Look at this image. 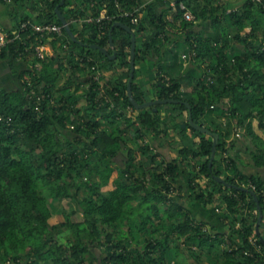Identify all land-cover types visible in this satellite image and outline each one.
<instances>
[{"label": "trees", "instance_id": "16d2710c", "mask_svg": "<svg viewBox=\"0 0 264 264\" xmlns=\"http://www.w3.org/2000/svg\"><path fill=\"white\" fill-rule=\"evenodd\" d=\"M176 1L193 20L154 0L137 27L116 18L99 28L85 19L134 2L65 0L82 45L55 12L60 0H0L11 36L27 20L62 27L28 29L0 52V65L26 66L18 88L0 86V264H264V137L253 125L264 134V0ZM117 21L135 33L134 100L175 102L134 108L131 36L115 26L109 41ZM41 42L51 56H33ZM186 103L193 123L219 136L211 169L213 137L189 124ZM232 185L256 194L258 233L253 196ZM62 200L75 209L50 224Z\"/></svg>", "mask_w": 264, "mask_h": 264}, {"label": "built area", "instance_id": "2783aa9c", "mask_svg": "<svg viewBox=\"0 0 264 264\" xmlns=\"http://www.w3.org/2000/svg\"><path fill=\"white\" fill-rule=\"evenodd\" d=\"M6 2H10V0H4ZM134 3L128 8H124V6H121L117 3V7L120 6L117 12L113 13H107L105 11H101L98 14H92L88 16L85 21L89 23H96L99 25V28L104 27V21H109L112 19L120 18V19H126L130 25L133 27H137L141 16L142 11L144 10L145 6L153 2L154 0H132ZM169 6L171 8V12L181 11L182 12V19L185 21H191L193 20L192 14L187 10L186 5L182 2L177 3L176 0H168ZM171 20V19H170ZM79 21H82V19L79 18ZM118 22V21H117ZM28 29H31L32 34H39L41 37H43L46 33L51 34H62V27L57 26L54 24H45V25H37L31 23L29 20L22 22L18 25L17 33L13 34L12 36L8 33L6 28L0 24V52L4 47H6L7 44L13 42L15 39H17L21 33L27 32ZM134 32V29H132ZM46 44L47 43H38L36 47L34 48L35 53L33 56L38 57L40 59H43L47 56L46 53ZM27 51V49H26ZM92 72L90 73V77L93 79V81L98 82L100 85H102L103 80H101V73L95 69L94 66L91 67ZM102 82V83H101Z\"/></svg>", "mask_w": 264, "mask_h": 264}, {"label": "water", "instance_id": "95a60500", "mask_svg": "<svg viewBox=\"0 0 264 264\" xmlns=\"http://www.w3.org/2000/svg\"><path fill=\"white\" fill-rule=\"evenodd\" d=\"M65 2V0H60V3L59 5L55 8V12L59 18V20L61 21V24L65 30V32L69 35V37L79 43V44H82V45H88V44H83L82 42H80L79 40H77V38L75 37V35L73 34V32L71 31L70 27H69V24L68 22L66 21V19L64 18L63 14L60 12L59 10V7L61 5H63ZM115 26H118V27H121L123 28L125 31H127L130 36H131V47H130V73H129V79H128V82H127V91H128V95H129V99H130V102L132 103V105L134 106L135 109H142L144 107H148L150 105H152L153 103H172V102H175L173 100H156V101H148V102H145L143 104H138L134 98H133V95H132V91H131V81H132V78H133V75H134V71H135V48H136V41H135V33L129 28V26L127 24H124L122 22H115L110 30V34H109V41H110V45L111 47H113V40H112V36H111V31L113 29V27ZM91 48H94V49H97L99 50L100 52H102L104 55H107L110 59H114L116 54L115 52L112 53V55H110L106 49L100 47L99 45H96V44H92V45H89ZM186 106L188 107V111H189V114H188V120H189V124L191 126H193L196 130L202 132V133H206L208 136H211L213 137V145H212V152H211V156H210V160H209V169H211L212 167V162H213V159L215 157V154H216V149H217V144H218V140H219V136L217 133H213L211 132L209 129L203 127V126H200V125H197L195 123H193L192 119H191V110H190V105L188 103H186ZM185 126V125H183ZM214 178L218 181V182H221L227 186H231L230 184L226 183V181L223 179V178H220L218 176H214ZM234 188H237V189H240V190H243V191H248L254 198L256 204H257V208H258V219H257V223H256V232L258 233L259 231V228L262 226V218H263V215H262V210H261V206L259 204V201H258V198L256 196V194L254 193V191L252 190H249L245 187H242V186H234L232 185Z\"/></svg>", "mask_w": 264, "mask_h": 264}, {"label": "rangeland", "instance_id": "374dc122", "mask_svg": "<svg viewBox=\"0 0 264 264\" xmlns=\"http://www.w3.org/2000/svg\"><path fill=\"white\" fill-rule=\"evenodd\" d=\"M0 10H3V8H1V6H0ZM5 16L6 15L3 14L2 15V18H5ZM0 23H2L3 25H6L5 22H3L1 19H0ZM80 102H81V105H83L85 103L84 101H80ZM253 125H254V128H255L256 133L259 134L260 136L264 137V134L262 133V131H260L257 128V121H253ZM175 137H177V136H175ZM165 152H166L167 159H170L171 157H174L175 154H176L170 148L168 150H165ZM242 157L244 158L243 162L245 164H247L248 162H250L249 161V155L248 154L244 153V154H242ZM120 158H118V159H120ZM246 167L248 168L249 171L252 170L251 167L250 168L248 166H246ZM182 181H185V179H183ZM180 202L184 205V207L189 208L194 214H199L200 217H202L204 219L209 218V214L211 215V211L210 210H202V209H200V206L197 205V204H193V203H189V202H184L183 200H180ZM73 209H75V204L72 201L62 200L61 202H59L58 204H56L55 209L53 210V215L48 220L49 223L50 224H56V223H58L59 221H61L63 219L62 218V212L68 213V212H70ZM72 218L75 221H76V219L77 220L80 219V218H77V217H72ZM186 257L187 256H185V258ZM96 263H97V261H96ZM188 263L191 264V261H188Z\"/></svg>", "mask_w": 264, "mask_h": 264}, {"label": "crops", "instance_id": "0c3cea01", "mask_svg": "<svg viewBox=\"0 0 264 264\" xmlns=\"http://www.w3.org/2000/svg\"><path fill=\"white\" fill-rule=\"evenodd\" d=\"M3 10H0V15ZM10 17V16H9ZM8 16H5V18H2L1 20L5 22L6 25H9L10 19ZM2 24V23H1ZM46 53L47 56H51L53 51L49 44H46ZM26 68L25 64L18 63L16 67L9 68L7 65H3V63L0 65V86H9L8 88H18L20 84V79L18 77V73L24 71ZM250 168V167H249ZM252 170L249 171L246 166H244L243 171L245 173H253V171L256 172L255 168H251Z\"/></svg>", "mask_w": 264, "mask_h": 264}, {"label": "clouds", "instance_id": "9594fccd", "mask_svg": "<svg viewBox=\"0 0 264 264\" xmlns=\"http://www.w3.org/2000/svg\"><path fill=\"white\" fill-rule=\"evenodd\" d=\"M1 24V23H0ZM3 25V24H2Z\"/></svg>", "mask_w": 264, "mask_h": 264}]
</instances>
